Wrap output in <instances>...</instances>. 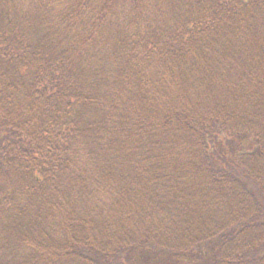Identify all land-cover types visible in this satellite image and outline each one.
Listing matches in <instances>:
<instances>
[{"label": "trees", "instance_id": "16d2710c", "mask_svg": "<svg viewBox=\"0 0 264 264\" xmlns=\"http://www.w3.org/2000/svg\"><path fill=\"white\" fill-rule=\"evenodd\" d=\"M0 264H264V0H0Z\"/></svg>", "mask_w": 264, "mask_h": 264}]
</instances>
